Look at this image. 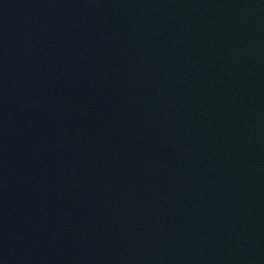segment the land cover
Segmentation results:
<instances>
[{
    "label": "water",
    "instance_id": "obj_1",
    "mask_svg": "<svg viewBox=\"0 0 264 264\" xmlns=\"http://www.w3.org/2000/svg\"><path fill=\"white\" fill-rule=\"evenodd\" d=\"M0 264H264V0H0Z\"/></svg>",
    "mask_w": 264,
    "mask_h": 264
}]
</instances>
